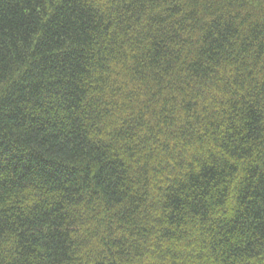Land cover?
Returning a JSON list of instances; mask_svg holds the SVG:
<instances>
[{
  "label": "trees",
  "instance_id": "trees-1",
  "mask_svg": "<svg viewBox=\"0 0 264 264\" xmlns=\"http://www.w3.org/2000/svg\"><path fill=\"white\" fill-rule=\"evenodd\" d=\"M0 264H264V0H0Z\"/></svg>",
  "mask_w": 264,
  "mask_h": 264
}]
</instances>
